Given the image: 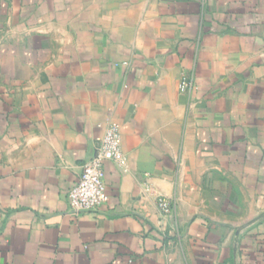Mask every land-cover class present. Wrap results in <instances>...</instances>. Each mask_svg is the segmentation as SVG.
Wrapping results in <instances>:
<instances>
[{
	"label": "crops",
	"instance_id": "0c3cea01",
	"mask_svg": "<svg viewBox=\"0 0 264 264\" xmlns=\"http://www.w3.org/2000/svg\"><path fill=\"white\" fill-rule=\"evenodd\" d=\"M0 264H264V0H0Z\"/></svg>",
	"mask_w": 264,
	"mask_h": 264
},
{
	"label": "built area",
	"instance_id": "2783aa9c",
	"mask_svg": "<svg viewBox=\"0 0 264 264\" xmlns=\"http://www.w3.org/2000/svg\"><path fill=\"white\" fill-rule=\"evenodd\" d=\"M191 80L183 76L180 87L183 91L190 89ZM97 154L85 162L83 170L68 194L71 207L77 211L97 210L108 200L105 162L122 161V135L118 124H110L105 133L98 138ZM159 205L164 212L171 211L168 199L159 198Z\"/></svg>",
	"mask_w": 264,
	"mask_h": 264
}]
</instances>
